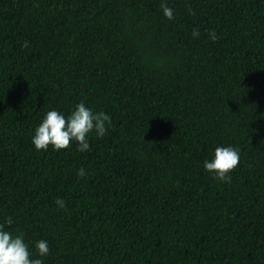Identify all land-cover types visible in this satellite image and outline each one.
Returning <instances> with one entry per match:
<instances>
[{
    "label": "trees",
    "instance_id": "trees-1",
    "mask_svg": "<svg viewBox=\"0 0 264 264\" xmlns=\"http://www.w3.org/2000/svg\"><path fill=\"white\" fill-rule=\"evenodd\" d=\"M161 2L0 0V224L44 264H264V0ZM80 101L105 136L37 150ZM228 144L225 183L202 162Z\"/></svg>",
    "mask_w": 264,
    "mask_h": 264
},
{
    "label": "clouds",
    "instance_id": "clouds-1",
    "mask_svg": "<svg viewBox=\"0 0 264 264\" xmlns=\"http://www.w3.org/2000/svg\"><path fill=\"white\" fill-rule=\"evenodd\" d=\"M160 8L165 18L174 19V12L167 0H162ZM208 38L215 42L218 37L214 29H209ZM193 38L200 36V30L193 28ZM27 46V41L22 45ZM111 123L110 115L105 111H93L83 101L76 103L67 114L52 108L47 110L33 130L31 143L37 150L66 149L70 143L75 144L79 152L90 151L89 136H105ZM240 159L239 150L231 145H217L209 158L203 160L202 167L213 178L228 183L230 173ZM83 173V169L79 174ZM60 208L65 207L61 198L56 199ZM10 222V218H9ZM32 246L25 240L23 233L13 235L0 224V264H44V258L50 254L49 242L45 239L35 241V254Z\"/></svg>",
    "mask_w": 264,
    "mask_h": 264
}]
</instances>
